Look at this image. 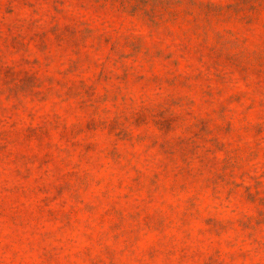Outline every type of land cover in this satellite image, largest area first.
<instances>
[{
	"label": "rangeland",
	"instance_id": "obj_1",
	"mask_svg": "<svg viewBox=\"0 0 264 264\" xmlns=\"http://www.w3.org/2000/svg\"><path fill=\"white\" fill-rule=\"evenodd\" d=\"M0 264H264V0H0Z\"/></svg>",
	"mask_w": 264,
	"mask_h": 264
}]
</instances>
